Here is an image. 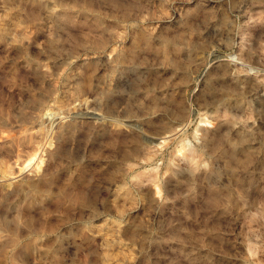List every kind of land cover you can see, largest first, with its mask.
<instances>
[{
  "label": "rangeland",
  "instance_id": "obj_1",
  "mask_svg": "<svg viewBox=\"0 0 264 264\" xmlns=\"http://www.w3.org/2000/svg\"><path fill=\"white\" fill-rule=\"evenodd\" d=\"M2 2L0 264H264V0Z\"/></svg>",
  "mask_w": 264,
  "mask_h": 264
},
{
  "label": "bare ground",
  "instance_id": "obj_2",
  "mask_svg": "<svg viewBox=\"0 0 264 264\" xmlns=\"http://www.w3.org/2000/svg\"><path fill=\"white\" fill-rule=\"evenodd\" d=\"M0 11L2 12L4 21L8 24L7 28H5L4 26H1L0 32L3 33L7 38L13 39V29L17 25V23L13 19L18 13V8L11 5V4H8L7 2H2L0 4ZM208 29L212 30V31L217 30L214 26L208 27ZM198 60L199 59H197V63L199 62ZM220 61H221V59L214 60L215 63L220 62ZM107 62H108V65H111V63H112L110 60H107ZM203 65H205V64H203ZM225 72H226L225 68L223 67L222 71H221V75H224ZM215 78H218V76ZM85 113L96 117L97 119H99V121L103 119V116L99 115L98 112L94 111L93 109L85 110ZM226 143L227 144H226V146H224L223 150L225 149V147L226 148L235 147V148H238L239 150L244 152V151L250 150V148H251L250 141L247 138L246 139L243 138V136H240L238 138L236 137V139L229 138V139H227ZM115 194H116V196L120 202L125 203V202L129 201V193H128V191H126V188H124L123 186H117L115 188ZM103 227H104V230H106L108 232V237L110 239H112L111 231L116 229V227H118V225H117V223L112 221V222L106 223ZM121 247H123V246H121Z\"/></svg>",
  "mask_w": 264,
  "mask_h": 264
}]
</instances>
